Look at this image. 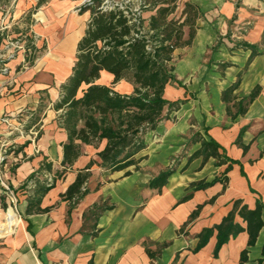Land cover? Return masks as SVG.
<instances>
[{"label":"crops","instance_id":"0c3cea01","mask_svg":"<svg viewBox=\"0 0 264 264\" xmlns=\"http://www.w3.org/2000/svg\"><path fill=\"white\" fill-rule=\"evenodd\" d=\"M81 1L0 0V48L9 39L21 46L0 71V149L9 150L5 177L22 217L14 214L7 237L16 232L0 242V264H240L244 249V264H264V226L252 246L244 230L215 256L214 230L194 252L199 234L220 224L235 200L249 209L264 205V0H182L202 15L192 44L177 48L171 62L175 80L164 96L178 108L145 133L137 166L123 170L101 164L106 140H76L78 158L63 162L69 138L58 103L91 18V10H77ZM238 79L231 104L255 88L259 94L233 117L223 92ZM96 83L126 94L134 89L107 71ZM203 141L217 143L216 156L195 155ZM168 169L166 185L151 187ZM80 172H90L81 187L86 194L67 197ZM51 182L41 197L45 210L29 213L30 198ZM235 222L247 228L238 213Z\"/></svg>","mask_w":264,"mask_h":264},{"label":"trees","instance_id":"16d2710c","mask_svg":"<svg viewBox=\"0 0 264 264\" xmlns=\"http://www.w3.org/2000/svg\"><path fill=\"white\" fill-rule=\"evenodd\" d=\"M178 1L138 0L140 5L137 11L117 2L112 4V8H100V3L96 2L82 9L91 10V18L78 44L73 75L63 85L62 99L58 103V107L63 108L59 116L60 125L67 130L69 138L68 143L64 144V163L72 164L78 158L80 150L76 140L94 145L106 140L105 148L98 152L103 166L112 170L137 166L136 155L146 147L145 133L157 126L167 109L178 108L177 102L164 96L167 84L175 80L171 62L177 48L192 44L197 32V20L202 15L194 2L185 1L180 16H172L177 10ZM145 12H152L148 19L143 17ZM255 54L253 50L251 58ZM102 71L112 74L114 83L123 79L130 82L134 87L133 92L120 93L112 86L96 83ZM239 82L238 79L223 92L228 113L233 117L244 114L259 94V88H255L248 97L231 104L235 99L233 91ZM202 144L195 155L203 154L204 159L217 155V143L203 141ZM92 164L93 161L90 166ZM171 174L172 170L162 171L150 181V186L162 189ZM89 175L90 172H80L65 195L81 198L86 194L87 191H82L81 187ZM215 180L199 182L196 188H204ZM53 185L51 182L36 191L35 197L29 200V213L45 210L40 207L41 197ZM199 209L192 213L191 219L199 214ZM263 209L261 202L254 209H249L241 205V200H235L233 209L220 224L199 234L194 252L206 245L214 230H217L215 256L223 244L244 230L249 233L248 244L254 245L264 226ZM236 213L247 222L246 229L235 222ZM13 219L14 214L9 213L6 214L5 223L0 221V238L10 234ZM148 252L153 256L151 251ZM247 260L248 250L244 249L240 264Z\"/></svg>","mask_w":264,"mask_h":264},{"label":"built area","instance_id":"2783aa9c","mask_svg":"<svg viewBox=\"0 0 264 264\" xmlns=\"http://www.w3.org/2000/svg\"><path fill=\"white\" fill-rule=\"evenodd\" d=\"M96 2L100 3V8H112V4H108L107 0H82L78 5L77 10L81 11L84 7L91 6L96 4ZM138 9H135L137 11ZM4 26L2 29H5ZM17 47H21L19 41L14 39H9L5 49L0 48V71H7L6 62L8 59L12 58L15 54V49ZM8 149L3 146L0 149V192L5 194V196L9 197L12 203H14L15 209L17 211L16 203L17 199L15 193L13 192L10 184L6 180V172L10 169L8 163ZM12 207V206H10ZM13 208V207H12ZM14 209V208H13ZM18 212V211H17Z\"/></svg>","mask_w":264,"mask_h":264},{"label":"rangeland","instance_id":"374dc122","mask_svg":"<svg viewBox=\"0 0 264 264\" xmlns=\"http://www.w3.org/2000/svg\"><path fill=\"white\" fill-rule=\"evenodd\" d=\"M108 4H113V3H124L125 5H129L130 7H132L131 9L135 10L138 9L140 3L138 2V0H107ZM183 8V4H182V0L177 2V10L176 12L172 15L174 17H179L181 14ZM147 15H149V13H143V17L146 18ZM147 19V18H146ZM168 114H170V110H166L165 111V115L164 117H166ZM12 206L14 208V211H12V209H10L9 207ZM15 212L17 214V216L20 218H22L19 213L16 211L14 203L11 202L10 199L7 198V196H5V194L0 192V221L2 223L6 222V214ZM16 232V227L14 228L13 233L10 235H14V233ZM9 236V237H10ZM9 237H4V238H0V242H3L5 239L9 238Z\"/></svg>","mask_w":264,"mask_h":264},{"label":"bare ground","instance_id":"6f19581e","mask_svg":"<svg viewBox=\"0 0 264 264\" xmlns=\"http://www.w3.org/2000/svg\"><path fill=\"white\" fill-rule=\"evenodd\" d=\"M12 210L14 211V209L12 208ZM12 214H16L15 212H12Z\"/></svg>","mask_w":264,"mask_h":264}]
</instances>
